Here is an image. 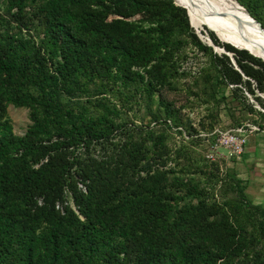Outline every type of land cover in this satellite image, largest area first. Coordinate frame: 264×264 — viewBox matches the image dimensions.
Here are the masks:
<instances>
[{"label":"trees","instance_id":"trees-1","mask_svg":"<svg viewBox=\"0 0 264 264\" xmlns=\"http://www.w3.org/2000/svg\"><path fill=\"white\" fill-rule=\"evenodd\" d=\"M235 1L264 30V0ZM0 4L15 22L30 13L42 25L39 45L0 34V264H129L130 256V264H247L251 246H264V209L242 188L233 202L205 204L196 185L166 172L138 177L139 162L129 157L112 168L92 158L117 128L106 111L90 116L81 104L94 83L93 64L123 81L133 67L164 72L186 43L215 57L190 28L186 9L171 0ZM205 31L235 57L236 69L224 57L227 85L248 90L254 83L264 94V62ZM9 104L28 110L22 136L12 134ZM176 192L199 198L178 207ZM68 196L77 214L64 206ZM249 264H264V254Z\"/></svg>","mask_w":264,"mask_h":264},{"label":"rangeland","instance_id":"rangeland-1","mask_svg":"<svg viewBox=\"0 0 264 264\" xmlns=\"http://www.w3.org/2000/svg\"><path fill=\"white\" fill-rule=\"evenodd\" d=\"M190 28L202 43H208L205 30L210 27L191 20ZM3 32L19 33L35 45L42 40V25L38 18H31L30 13H26L22 23L15 22L0 4V34ZM214 47L215 50L210 48L215 57L197 51L188 43L183 44L176 51V57L165 61L164 72L156 67L149 75L145 70H151V67H133L129 69L130 74L124 73L123 81L106 78L93 64L94 83L89 86L88 97H83L81 104L90 116L106 111L117 128L105 144L95 148L92 158L96 163L112 168L121 156L129 157L130 161L139 162L133 169V174L138 177L166 172L168 178L196 185L205 204L223 206L233 202L237 198V189L242 188L247 200L264 206V173L259 170L263 167L247 150L250 138L256 134L264 136V109L259 105V102L264 105V96L255 91L254 83H250L248 90L243 85L236 88L227 85L221 75L226 66L224 57L236 69L235 57ZM5 116L15 136H22L30 125L25 108L9 104L5 107ZM247 125L259 130L246 136L237 158H231L221 143L222 137L211 134L213 130L224 133ZM181 131L187 139L180 137ZM76 188L84 192L83 183L77 182ZM176 194L183 198L178 207L194 205L199 198L183 196L184 192ZM69 196L64 206L77 214ZM246 254H249V264L254 254H264L263 244L251 246ZM132 261L133 256H130L128 263ZM243 261L239 264H245Z\"/></svg>","mask_w":264,"mask_h":264},{"label":"bare ground","instance_id":"bare-ground-1","mask_svg":"<svg viewBox=\"0 0 264 264\" xmlns=\"http://www.w3.org/2000/svg\"><path fill=\"white\" fill-rule=\"evenodd\" d=\"M174 1L186 9L193 23H204L221 41L237 49L255 46L264 54V35L234 0V4L229 0Z\"/></svg>","mask_w":264,"mask_h":264},{"label":"built area","instance_id":"built-area-1","mask_svg":"<svg viewBox=\"0 0 264 264\" xmlns=\"http://www.w3.org/2000/svg\"><path fill=\"white\" fill-rule=\"evenodd\" d=\"M258 130L259 129L257 127L247 125L245 126V128L241 126L224 133L213 130L211 134L214 136L222 137L221 143L225 145L224 148L228 150L229 155H232L231 158H237L242 151L241 148L245 143L246 136ZM180 137L187 139V136L183 131H181Z\"/></svg>","mask_w":264,"mask_h":264},{"label":"crops","instance_id":"crops-1","mask_svg":"<svg viewBox=\"0 0 264 264\" xmlns=\"http://www.w3.org/2000/svg\"><path fill=\"white\" fill-rule=\"evenodd\" d=\"M263 137H264L263 135L256 134L254 137L250 138L248 143H247L248 144L247 150L250 152L249 155H253L255 162H259V166L263 167V168L259 169L262 173H264L263 172V170H264V150H262V145H263L262 139H263ZM254 205H259L264 209V206L261 204H254Z\"/></svg>","mask_w":264,"mask_h":264},{"label":"water","instance_id":"water-1","mask_svg":"<svg viewBox=\"0 0 264 264\" xmlns=\"http://www.w3.org/2000/svg\"><path fill=\"white\" fill-rule=\"evenodd\" d=\"M173 2L174 5L183 8V6L175 3L174 0H171ZM237 3V2H236ZM240 7V6H239ZM242 8V7H241ZM243 9V8H242ZM244 10V9H243ZM244 12L246 13V15L249 17V19L251 20V22L257 27V29L259 30L260 33H262L264 35V30L261 28L260 24L258 22H256L254 19H252L247 12L244 10ZM187 15V14H186ZM188 17V16H187ZM189 21V19H188ZM189 25L191 27V24L189 22ZM211 32H213L211 29H209ZM214 33V32H213ZM207 46H210L213 50H215V47L211 44L210 40L207 39ZM230 45V44H229ZM232 46V45H231ZM233 48L237 49L236 47L232 46ZM237 50H242L245 51L247 54H249L250 56L260 60L261 62H264V54L255 46H251V47H246L244 49H237Z\"/></svg>","mask_w":264,"mask_h":264}]
</instances>
